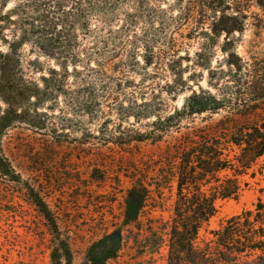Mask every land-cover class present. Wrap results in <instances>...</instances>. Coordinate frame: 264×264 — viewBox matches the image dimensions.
I'll return each mask as SVG.
<instances>
[{
	"label": "trees",
	"instance_id": "16d2710c",
	"mask_svg": "<svg viewBox=\"0 0 264 264\" xmlns=\"http://www.w3.org/2000/svg\"><path fill=\"white\" fill-rule=\"evenodd\" d=\"M17 127L55 145L156 148L131 176L120 226L80 264L126 247L152 262L163 246L165 264H264V186L199 238L217 200L237 198L246 177L264 184V0H0V192L21 187L57 240L52 264H73L6 155ZM148 205L158 213L142 223Z\"/></svg>",
	"mask_w": 264,
	"mask_h": 264
},
{
	"label": "rangeland",
	"instance_id": "374dc122",
	"mask_svg": "<svg viewBox=\"0 0 264 264\" xmlns=\"http://www.w3.org/2000/svg\"><path fill=\"white\" fill-rule=\"evenodd\" d=\"M181 100L182 96L174 104L179 106ZM77 135L73 133L71 138ZM71 142L51 144L17 127L4 139V148L23 183L34 187L53 213L59 235L70 247L73 264H80L92 242L120 226L125 192L133 182L131 176H139L137 170L145 162L142 160L156 148L139 143L124 151L112 144L90 147L78 145L76 140ZM259 162L264 164V156ZM258 178L246 177L249 185L237 198L216 201L217 212L201 230L200 239H213L211 232L225 218L253 208L259 187L264 186L256 184ZM20 188L8 186L0 192V247L5 264H52L50 253L57 240ZM157 213L148 205L141 216L142 223ZM163 216L168 218V212L164 211ZM165 254L163 246L152 262L148 257L134 259L126 247L117 260L107 264H165Z\"/></svg>",
	"mask_w": 264,
	"mask_h": 264
}]
</instances>
